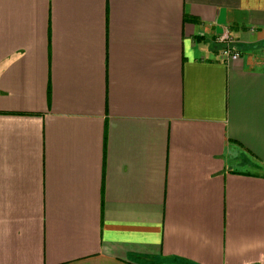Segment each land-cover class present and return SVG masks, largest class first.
<instances>
[{"label": "crops", "instance_id": "1", "mask_svg": "<svg viewBox=\"0 0 264 264\" xmlns=\"http://www.w3.org/2000/svg\"><path fill=\"white\" fill-rule=\"evenodd\" d=\"M0 264H264V0H0Z\"/></svg>", "mask_w": 264, "mask_h": 264}, {"label": "built area", "instance_id": "2", "mask_svg": "<svg viewBox=\"0 0 264 264\" xmlns=\"http://www.w3.org/2000/svg\"><path fill=\"white\" fill-rule=\"evenodd\" d=\"M216 40L222 45L218 55L224 62H232L240 59V53L235 48L231 47L232 38L230 37L227 27L222 29Z\"/></svg>", "mask_w": 264, "mask_h": 264}]
</instances>
